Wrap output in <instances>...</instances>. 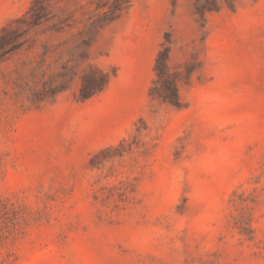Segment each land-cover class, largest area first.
Masks as SVG:
<instances>
[{"label":"rangeland","instance_id":"374dc122","mask_svg":"<svg viewBox=\"0 0 264 264\" xmlns=\"http://www.w3.org/2000/svg\"><path fill=\"white\" fill-rule=\"evenodd\" d=\"M0 264H264V0H0Z\"/></svg>","mask_w":264,"mask_h":264},{"label":"trees","instance_id":"16d2710c","mask_svg":"<svg viewBox=\"0 0 264 264\" xmlns=\"http://www.w3.org/2000/svg\"><path fill=\"white\" fill-rule=\"evenodd\" d=\"M214 3L215 4L211 6H202L200 10L204 13V15L206 11H217V2L214 1ZM171 51V34L166 33L162 48L157 55L155 65L156 79L153 83V87L150 89V96L153 100H159L163 104L179 107L181 104V98L176 73L173 72L170 66L172 55ZM106 83L107 80L105 76H102V79L97 80L90 78L89 75H85L84 84L81 89V99H88L95 93V91L104 87Z\"/></svg>","mask_w":264,"mask_h":264}]
</instances>
